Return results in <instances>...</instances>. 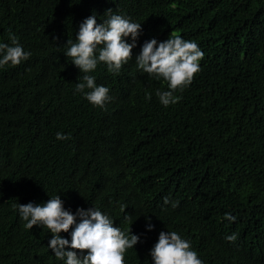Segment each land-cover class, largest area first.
Returning a JSON list of instances; mask_svg holds the SVG:
<instances>
[{
  "label": "trees",
  "instance_id": "obj_1",
  "mask_svg": "<svg viewBox=\"0 0 264 264\" xmlns=\"http://www.w3.org/2000/svg\"><path fill=\"white\" fill-rule=\"evenodd\" d=\"M111 14L142 33L119 74L103 63L89 73L109 89L99 108L75 90L84 74L65 53L87 17ZM10 33L31 56L0 68V264H65L50 230L25 229L15 207L58 195L73 215L95 207L140 237L125 264H154L161 231L203 264H264V0H0V43L12 46ZM172 33L204 57L166 108L156 92L167 83L135 58Z\"/></svg>",
  "mask_w": 264,
  "mask_h": 264
},
{
  "label": "clouds",
  "instance_id": "obj_2",
  "mask_svg": "<svg viewBox=\"0 0 264 264\" xmlns=\"http://www.w3.org/2000/svg\"><path fill=\"white\" fill-rule=\"evenodd\" d=\"M109 13H112L109 10ZM142 33V25L132 22L119 14H111L109 19L98 24L95 15L87 17L79 27L76 42H67V58L83 73L76 84V91L95 107L104 108L109 101V89L96 84V78L89 75L98 64L107 66L109 73L119 74L122 67L133 59V49ZM131 43H128V38ZM11 45L0 43V68L11 64L15 67L27 61L31 53L20 46L13 34H9ZM204 53L194 41H185L172 33L166 41L156 39L146 41L141 52L135 58L136 66L150 78L163 80L168 90H157L156 95L164 107L176 104L180 97L175 93L183 92L189 87L200 71V61ZM86 89L88 91H86ZM151 99V96L148 97ZM57 140L70 137L57 133ZM165 197L164 204H169ZM178 202L172 204L177 207ZM20 217L25 221V229L34 226L46 227L52 233L49 247L59 260L65 264H125V254L135 247L140 237L127 234L120 227L114 226L113 220L99 209L80 208L73 215L65 210L60 195L51 197L46 203L34 205L18 204ZM124 206L121 211H124ZM77 218L79 222L77 223ZM132 216H125V222H131ZM224 219L235 222L230 213ZM71 231V241L61 237L60 233ZM149 231L153 226L149 222ZM237 234L226 237L235 243ZM71 249V250H67ZM80 253V255H78ZM154 264H203L198 253L192 249L191 242L181 238L175 231H161L157 243L150 251Z\"/></svg>",
  "mask_w": 264,
  "mask_h": 264
}]
</instances>
